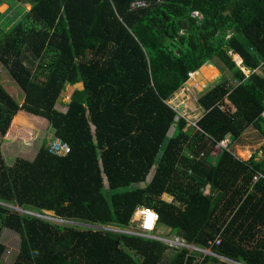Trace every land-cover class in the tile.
I'll return each mask as SVG.
<instances>
[{
  "label": "trees",
  "instance_id": "1",
  "mask_svg": "<svg viewBox=\"0 0 264 264\" xmlns=\"http://www.w3.org/2000/svg\"><path fill=\"white\" fill-rule=\"evenodd\" d=\"M28 2L0 40L22 92L18 103L0 83V235L19 248L8 264H264V0ZM206 62L219 76L197 99V129L169 101L186 80L205 87ZM249 126L259 159L228 148ZM50 130L69 151L42 138L4 156V137ZM141 206L156 213L147 235L126 231Z\"/></svg>",
  "mask_w": 264,
  "mask_h": 264
},
{
  "label": "rangeland",
  "instance_id": "2",
  "mask_svg": "<svg viewBox=\"0 0 264 264\" xmlns=\"http://www.w3.org/2000/svg\"><path fill=\"white\" fill-rule=\"evenodd\" d=\"M4 3L3 9H0V40L4 37V34L8 32L16 22L19 21V19L24 15V13L28 10L30 3L28 1H22V0H0V2ZM197 13H194L196 15ZM232 59L234 60V54L233 52H228ZM236 64H239L240 61H235ZM207 64H210L209 62H206ZM241 64V63H240ZM245 73H248V70L244 67H241ZM216 69V68H215ZM204 74L198 76L196 80H199V84H201L200 81L205 82V87L202 86L201 88L196 85V83L190 84L188 80L185 81L183 86L179 88L173 97L170 99L169 103L172 107L175 109H179L181 112V115H183L187 121H194L203 113V109L200 108V106L197 104L198 97L202 94V92L208 88L211 84H213L215 81L218 80L219 72L217 71L216 74L209 78V80H205L203 77ZM189 79L191 78L189 73ZM0 83L6 88V90L9 92V94L16 100V102L20 103L22 101V92L20 88L15 84V82L7 77V75L2 73V68L0 67ZM80 86V83H77L75 85H66L64 88V92L62 94L61 102L67 103L71 97L72 91L74 87ZM17 120H15L16 122ZM53 131H48L43 135V133H39L38 135H35L31 140L24 141L20 140L19 137H4L1 141V146L4 151V156L6 159L11 161L18 153L21 155H31L33 152H35L38 141L42 138H45L47 140H50L54 137ZM241 144H236L235 149H232V146H229L228 148L235 150L237 153L241 154L243 158L247 157L249 155V152L251 153L254 151L255 148H257V156L263 155V152L260 151L261 148V140L262 138L258 134V131L253 128L249 127L246 129L243 134L241 135ZM247 149V150H245ZM215 150L214 152H216ZM213 152V153H214ZM163 198L166 200H171L172 197L169 196L167 193L162 194ZM50 221L55 222H61L60 220H57L55 217L48 218ZM140 220H141V209L139 208L137 211L133 212L129 219V226L130 228L126 229L127 232H137L140 226ZM68 222V221H67ZM167 232V230H162ZM182 239L175 236L174 234L171 235H163V241L167 244L175 247H183L179 243ZM0 242L5 245L6 249L3 253V259L0 264H8V262L14 258L18 251V238L14 235L11 236V233L8 231H3L0 235ZM174 247V248H175ZM173 248V247H172ZM193 251H195L199 256L198 260H202V254L198 251V248H193ZM199 252V253H198ZM209 255H213L211 251H205ZM170 253V250L169 252ZM166 253V254H168ZM204 253V252H203ZM222 259V258H219ZM223 260V259H222ZM229 260V259H226ZM232 261V260H229ZM199 264H213L210 262L206 263H199Z\"/></svg>",
  "mask_w": 264,
  "mask_h": 264
},
{
  "label": "built area",
  "instance_id": "3",
  "mask_svg": "<svg viewBox=\"0 0 264 264\" xmlns=\"http://www.w3.org/2000/svg\"><path fill=\"white\" fill-rule=\"evenodd\" d=\"M174 108V107H173ZM175 109V108H174ZM181 117H184L181 115V112H179ZM262 117L264 118V110L262 111ZM185 118V117H184ZM187 120V119H186ZM192 125H194L197 129H199L196 121L194 120L193 122L190 121ZM216 147L225 146V141L221 140L216 143ZM70 146L68 142L61 137L59 138L58 136H54L52 139L48 140V150L51 153H58V152H67L69 151ZM214 151V149H213ZM258 176H264V172H256L253 174V179H257ZM156 222V213L152 211L151 208L145 207L142 209L141 212V222H140V227L141 230L143 231V235H147L151 230H153L154 224ZM81 225H86V224H81ZM97 228V226H96ZM177 244H181L182 246H185L186 244L183 242V240L176 242ZM173 245V244H171Z\"/></svg>",
  "mask_w": 264,
  "mask_h": 264
},
{
  "label": "crops",
  "instance_id": "4",
  "mask_svg": "<svg viewBox=\"0 0 264 264\" xmlns=\"http://www.w3.org/2000/svg\"><path fill=\"white\" fill-rule=\"evenodd\" d=\"M240 63H241V58H240ZM204 64H206V63H204ZM211 66H213L212 64H210ZM214 67V66H213ZM215 68V67H214ZM217 70V69H216ZM218 71V70H217ZM249 127H252V126H249ZM249 127H247V128H245L244 130H243V132L246 130V129H248ZM243 132H242V134H243ZM241 134V135H242ZM241 135H240V137L239 138H237L236 140H232L231 141V145L230 146H232V149L234 148L235 149V145L236 144H241L242 142H241ZM221 140H223V141H225L226 142V144H228L229 142H230V139H229V134H226ZM216 145V144H215ZM215 145H213L212 146V150H211V153L214 155V154H216L217 153V151L219 150V148L220 147H216ZM213 149H214V151L215 150H217L216 152H214L213 151ZM230 149V148H229ZM257 148H255L254 149V151H252L251 153L249 152V155L247 156V157H245V158H243L242 156H241V154H239V153H237L235 150H233L234 152H235V154L238 156V157H241V158H243V159H246V158H248L252 153H255V152H257V150H256ZM245 150H247V149H245ZM214 152V153H213ZM262 157V155H256L255 156V158L256 159H259V158H261ZM161 237H163V235L161 236ZM163 239V238H162Z\"/></svg>",
  "mask_w": 264,
  "mask_h": 264
},
{
  "label": "clouds",
  "instance_id": "5",
  "mask_svg": "<svg viewBox=\"0 0 264 264\" xmlns=\"http://www.w3.org/2000/svg\"><path fill=\"white\" fill-rule=\"evenodd\" d=\"M22 1H28V0H22ZM237 65H240V62H239V64H237ZM219 72V71H218ZM201 108V107H200ZM186 119V118H185ZM199 119V117H197V119H195V121H197ZM187 121V120H186ZM197 123V122H196ZM219 141H221V140H219ZM219 141H217V142H219ZM216 142V143H217ZM215 143V144H216ZM226 145H228V144H226V142H225V146ZM224 146V147H225ZM219 147H221L222 148V146H219ZM220 149V148H219ZM146 206H141V207H139L140 209H141V212H142V209H144ZM139 208H137L136 210H138ZM147 208H150V207H147ZM152 209V208H151ZM153 211V210H152ZM56 218V217H55ZM57 220H60L61 222H67V220H64V219H60V218H56ZM140 222H141V220H140ZM83 224V223H82ZM139 229L141 230V227L139 226ZM141 233L143 234V231L141 230ZM162 239V238H161ZM163 240V239H162ZM213 255H214V253H213ZM222 259H224V258H222Z\"/></svg>",
  "mask_w": 264,
  "mask_h": 264
},
{
  "label": "water",
  "instance_id": "6",
  "mask_svg": "<svg viewBox=\"0 0 264 264\" xmlns=\"http://www.w3.org/2000/svg\"><path fill=\"white\" fill-rule=\"evenodd\" d=\"M225 12H226V11H225ZM225 12H224V13H225Z\"/></svg>",
  "mask_w": 264,
  "mask_h": 264
},
{
  "label": "bare ground",
  "instance_id": "7",
  "mask_svg": "<svg viewBox=\"0 0 264 264\" xmlns=\"http://www.w3.org/2000/svg\"><path fill=\"white\" fill-rule=\"evenodd\" d=\"M137 211V210H136Z\"/></svg>",
  "mask_w": 264,
  "mask_h": 264
}]
</instances>
